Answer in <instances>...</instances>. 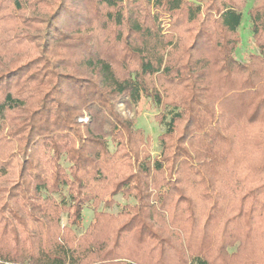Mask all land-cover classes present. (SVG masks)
I'll list each match as a JSON object with an SVG mask.
<instances>
[{
  "label": "trees",
  "instance_id": "16d2710c",
  "mask_svg": "<svg viewBox=\"0 0 264 264\" xmlns=\"http://www.w3.org/2000/svg\"><path fill=\"white\" fill-rule=\"evenodd\" d=\"M247 14L241 62L235 0H0V264H264ZM141 98L167 114L154 157L118 110Z\"/></svg>",
  "mask_w": 264,
  "mask_h": 264
},
{
  "label": "rangeland",
  "instance_id": "374dc122",
  "mask_svg": "<svg viewBox=\"0 0 264 264\" xmlns=\"http://www.w3.org/2000/svg\"><path fill=\"white\" fill-rule=\"evenodd\" d=\"M236 4L240 6L242 12L241 23L238 28L240 43L234 51V56L238 61L244 62L247 60L249 54H257L258 49L254 43L252 37V23L250 17L247 14V10L253 6H258L264 3V0H235ZM118 110L126 119H129L133 122L136 128H139L143 133L151 138L150 153L154 157L158 155L160 151V142L159 135L163 133L165 127L164 122H159L157 120V115L161 113L166 114V112H161L159 107H157L153 102L148 98H141L136 104L125 106L120 103L118 105ZM167 119L166 118L164 121ZM79 120L86 121L87 118H79ZM57 200L59 197L55 196ZM114 204L111 208H107L106 211L117 213L121 206L125 203V199L118 194L113 197ZM102 205H99L101 209ZM93 217V208L88 204L82 212V221L83 227H86ZM66 223L65 215L61 217V224ZM82 229H79L77 232L80 233Z\"/></svg>",
  "mask_w": 264,
  "mask_h": 264
}]
</instances>
